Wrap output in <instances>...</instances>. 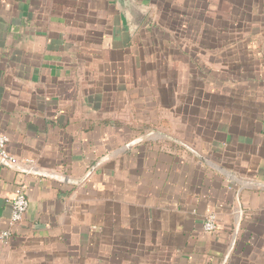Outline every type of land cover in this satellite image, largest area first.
<instances>
[{"label": "crops", "instance_id": "obj_1", "mask_svg": "<svg viewBox=\"0 0 264 264\" xmlns=\"http://www.w3.org/2000/svg\"><path fill=\"white\" fill-rule=\"evenodd\" d=\"M131 1L0 0V264H264V0H160L159 73Z\"/></svg>", "mask_w": 264, "mask_h": 264}, {"label": "built area", "instance_id": "obj_2", "mask_svg": "<svg viewBox=\"0 0 264 264\" xmlns=\"http://www.w3.org/2000/svg\"><path fill=\"white\" fill-rule=\"evenodd\" d=\"M8 137L0 135V161L7 165H15L17 162L7 151ZM11 216L10 226L19 224L28 208V199L22 187H17L14 190L10 200ZM202 229L205 233H211L216 230V218L214 214H210L203 222ZM11 237V231L6 230L0 233V244L6 245Z\"/></svg>", "mask_w": 264, "mask_h": 264}, {"label": "rangeland", "instance_id": "obj_3", "mask_svg": "<svg viewBox=\"0 0 264 264\" xmlns=\"http://www.w3.org/2000/svg\"><path fill=\"white\" fill-rule=\"evenodd\" d=\"M158 3L160 4V0H159V2L156 0L154 1L153 13H155V14L152 16V18L147 17L149 25H151L153 27V30H154L153 41H156V44H154L153 49H152L153 55H154V61H155L154 62L155 64L153 65L154 71H155V73L162 72V68H166L168 66L167 63L170 64L171 68L173 69L172 71H176V67H175L176 64L174 66L172 65V61L176 60V57H177L176 53L172 52L171 54L164 55V57L162 56L163 52H162V48H161V41L163 39V36H162L161 30H162L163 26L167 27L169 22H168V20H166L165 17L162 16L161 11L157 7ZM171 21L172 22H170V25H174V24H176L177 19L172 18ZM174 36H175V39H177V36L176 35H174ZM174 36H172V38ZM223 37L224 36L219 35V39H222ZM150 51H151V49H150ZM163 63H166V65L163 66Z\"/></svg>", "mask_w": 264, "mask_h": 264}, {"label": "water", "instance_id": "obj_4", "mask_svg": "<svg viewBox=\"0 0 264 264\" xmlns=\"http://www.w3.org/2000/svg\"><path fill=\"white\" fill-rule=\"evenodd\" d=\"M122 10L130 33H134L142 25L148 14L145 7L138 6L131 0H122ZM0 164L7 166L3 161Z\"/></svg>", "mask_w": 264, "mask_h": 264}]
</instances>
